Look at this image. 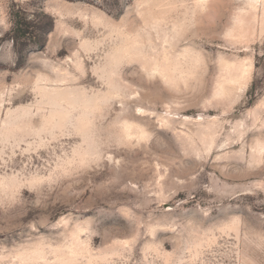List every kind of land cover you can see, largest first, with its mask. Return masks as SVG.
I'll list each match as a JSON object with an SVG mask.
<instances>
[{"label":"rangeland","instance_id":"obj_1","mask_svg":"<svg viewBox=\"0 0 264 264\" xmlns=\"http://www.w3.org/2000/svg\"><path fill=\"white\" fill-rule=\"evenodd\" d=\"M0 264H264V0H0Z\"/></svg>","mask_w":264,"mask_h":264},{"label":"trees","instance_id":"obj_2","mask_svg":"<svg viewBox=\"0 0 264 264\" xmlns=\"http://www.w3.org/2000/svg\"><path fill=\"white\" fill-rule=\"evenodd\" d=\"M14 4L11 6L10 15L12 17V28L9 32L10 39L13 42V48L18 57V65L25 53L29 49H40L44 43V36L53 28V19L47 14H43L47 18V22L44 24L33 25L29 22L25 16L22 7H19L16 11ZM29 41V42H28Z\"/></svg>","mask_w":264,"mask_h":264}]
</instances>
